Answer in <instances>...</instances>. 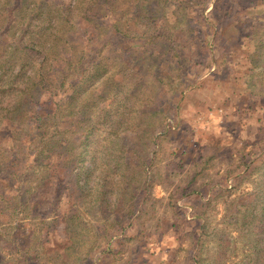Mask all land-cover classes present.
Returning <instances> with one entry per match:
<instances>
[{
    "label": "trees",
    "instance_id": "16d2710c",
    "mask_svg": "<svg viewBox=\"0 0 264 264\" xmlns=\"http://www.w3.org/2000/svg\"><path fill=\"white\" fill-rule=\"evenodd\" d=\"M194 1L0 0V133H6L4 140L10 142L8 148L0 144V247L3 241L5 246H10L11 239L17 238L18 233H10L9 229L16 231L21 226L24 221L19 219L20 215L37 214L34 211L37 200L50 192L54 177H57L59 187L64 185L60 174L69 162L76 163L74 172L75 180L77 175L79 177L77 183L82 181L79 187L81 193L63 195L50 203L53 207L50 213L55 210L60 214L47 227L53 226L55 229L63 224V239L58 240L65 242L64 250L44 256L29 247L30 241L28 247L24 246L19 251L23 264H90L93 252H97L95 250L98 248H103L101 254L110 252L118 255L109 249L113 236L108 242L83 248L87 237L83 231L90 228H85L83 220L80 221L81 211L74 207L67 212L60 211L75 197L79 207L90 210V215L100 210L99 218L103 222L109 203H112L107 198L111 192L107 185L110 177L105 171V148L110 142L116 144L118 151L122 143V151H119L122 162L118 157L112 159L115 162L113 171L117 173L122 167L124 179L122 196L118 197L115 206L127 207L124 220L129 217H143L149 221L156 218L155 205L151 208L146 205L153 179L143 180L141 177L142 173L153 169L152 173H156L163 184L172 186L170 176L173 172L185 171L186 165L178 158L185 154L189 158L192 155L189 148L181 147L169 152L167 149L163 163H155V160L160 151L165 150L164 142L180 133L174 131L176 125L173 119L177 117L186 93L180 92L173 102L167 100L164 93L167 91H161L165 86L172 91L174 85L165 83L162 88L163 81L158 78L151 86L155 89L154 96L139 91L144 81L140 75L141 66L138 65H146L149 59L142 58L144 60L141 61L137 46L142 45L145 54L151 55V46L173 40L171 38L175 33L186 34L196 28L187 15V9L194 6ZM216 3L217 6L221 3L225 8L228 6L230 15L233 11L238 15L236 17L247 15L244 6L243 9L233 8L228 0H216ZM172 6L180 12L174 21L167 16ZM257 20L240 19L244 25L236 27L239 33L236 44L240 43L247 31L249 33L245 38L258 42V50L264 47V40L258 39L259 35H264V23L262 19ZM230 24L221 27L224 28L223 33L231 30ZM122 44L132 47H122ZM112 45L119 47L116 58L105 53ZM120 50L122 54L130 51L132 59H122ZM251 63L264 68L261 55ZM129 68L132 71L128 72ZM182 79L185 80L181 77L178 85L186 84ZM186 80L188 82L187 77ZM261 82L260 85L257 81L253 84L260 86L259 94L264 91ZM188 83L189 89L193 83ZM261 141L253 147L264 143V139ZM215 152L214 148L207 147L206 152L196 154L192 169L186 172V178L179 181L180 184L170 193L172 202L173 199L181 201L191 196L205 198L210 193L203 205L208 210L212 201L224 197L225 193H232L231 189L223 186L212 192L216 189L212 181L220 172L211 170ZM259 154L264 157V149ZM87 155L90 162L85 167ZM258 158L243 159L244 173L251 172L252 175L255 170L264 167V161L257 163ZM81 169L85 171L81 173ZM238 169L236 167L234 170ZM232 173L229 169L225 180L235 178ZM256 184L255 191L249 194L252 196L231 199L223 218L224 228L212 229L211 234L218 239L217 252L211 255L205 244L203 237L210 236V228L204 220L197 232L200 236L195 238L196 235L194 237L192 234L188 237L192 242L183 264H264V173ZM97 187L99 197L96 196L90 204L88 197ZM172 210L176 217L179 216L178 224H174V227L179 230L189 223V219L180 214L183 210L176 202ZM205 212L198 213V217L203 219ZM48 217L51 215L39 219ZM95 218L98 220V217ZM145 228V225L140 226L142 231ZM100 229L98 235L104 239L115 228ZM128 239L129 234L122 228V239L117 241L124 243ZM206 251L209 255L204 258Z\"/></svg>",
    "mask_w": 264,
    "mask_h": 264
},
{
    "label": "rangeland",
    "instance_id": "374dc122",
    "mask_svg": "<svg viewBox=\"0 0 264 264\" xmlns=\"http://www.w3.org/2000/svg\"><path fill=\"white\" fill-rule=\"evenodd\" d=\"M228 1L229 5L236 9L237 7L243 9L244 6V13L247 15L236 17L238 15L234 11L230 15V10H227L228 6L227 8L223 7L225 2L217 6L216 0H195L193 2L194 6L187 9V15L196 28L186 34L183 32L175 33L171 38L173 40L164 41L163 39L165 43L151 46L152 51L150 53L152 56L145 54L144 48H141L142 45L137 46V49H140L138 51L140 52L141 61L144 60L142 58L149 59L146 65L144 63L138 65L141 66L140 69L137 66V69L142 72L140 75H142L141 79L144 81L143 88L140 87L139 91H144L145 95L154 96L155 92L153 93V91L155 89L151 86H154L153 83L158 78L163 81L161 83L162 88L165 83L174 85L172 91L168 86H165L161 91H167L164 92L167 100L170 99L173 102L180 92L186 93L184 95L185 99L183 102L181 100L182 103L179 105L177 117L173 119L176 125L174 131L180 133L174 134L168 142H164L166 148L164 151H160L155 163L158 161L163 163L167 151H176L181 147L189 148L192 155L188 158V155L185 154L178 158L181 159L183 165H186V169L184 172L177 170L173 172V175L170 176L172 186L163 184L156 177V173H152L153 169L142 173L141 178L143 180L153 179V186L148 192L149 199L146 205L149 208L155 205L157 212L154 215L156 218L151 221L143 217L140 219L129 217L124 220V216L128 213L127 207L124 205L115 206L118 197L122 196V182L124 181L122 167L115 173L113 171L115 162L112 161V159L118 157L117 159L122 162V154L119 153V151H122V143L119 151L114 142L107 145L105 148L107 153L105 171L110 177L107 185L109 192L111 191L107 198L112 203H109L103 222L99 218L101 215L100 210H98V213L93 212L90 215V210L82 206L79 207L75 197H72L71 203L63 205L64 208L60 210L61 213L63 210L67 212L74 207L81 211L79 212L82 217L80 221L83 220L85 228H90L83 231L87 234L83 248L92 247L94 244L99 245L103 241L108 242L110 237L113 236L109 249H113L118 255L110 252L101 254L103 248H98L95 250L97 252H93L90 264H183L186 262L185 258H187L192 242L188 237L192 234L194 237L196 235L195 238L200 236L197 232L200 231L201 223H204V220L210 228V236L207 235L203 238L212 255L213 252L218 250L216 246L218 239L211 234L212 229L214 227L224 228L223 218L231 199L245 195L248 198V196H252L249 194L257 188L256 180L262 177L264 167L255 170L252 175H250L251 172L244 173L243 159L248 160L258 156L260 158H258L257 163L261 164L264 161V157L259 154L264 149V143L259 147H253L254 144L262 142L261 140L264 139V91L263 94L258 93L260 81H262L261 85L264 87V68L254 66L251 63L258 55H261L264 59V47L258 50V42H250L248 38H245V35L249 33L247 31L242 36L240 43L236 44V39L239 37L236 27L244 25V22H240V19L244 18L247 21L255 19L256 22H258L257 19H262L261 21L264 23V0ZM235 1H237L238 6ZM177 11L174 6L170 7L167 16L171 21H174V18H177V13H180ZM227 23H231V30L223 33L224 28L221 27ZM178 35L182 37H177ZM258 39L264 40V35H259ZM122 47L132 46H123L122 44ZM118 48L112 45L105 50V53L116 58V56H119ZM120 54L122 59H132L130 51L122 54V50H120ZM152 63H155L154 68ZM129 71H132V68H129ZM181 77L185 79L182 80L186 84L178 85ZM186 77L188 82L193 83L189 89L187 88L189 83ZM256 81L259 85L253 86ZM164 110L166 113L168 112V110ZM178 127H180V130ZM6 136V133H0V139L3 140L0 141V144L8 148L10 142L4 140ZM129 143H131V140H129ZM125 144V147H127V142ZM207 147L214 148L217 152H215L216 158L211 169L212 172L214 170L220 171L216 176V180H211L213 187H216L212 192H216L217 187L221 188L223 186L231 189L232 193H225L224 197L212 201L213 203L208 210H205L203 205L208 201L210 193L205 198L204 196L203 198L191 196L181 201L173 199L172 202L169 198L170 193L176 189L175 186L180 184L179 181L186 178L185 174L190 171V168L192 169L196 154L206 152ZM169 157L171 156L169 155ZM85 159L84 166L88 167L90 156L87 155ZM75 167L76 163L71 161L67 164L66 169H63L60 174L64 179L62 187H59L57 177H54L50 192H47L44 198L40 197L37 200L38 204L34 209L37 216L32 214L22 217L20 215L19 219L24 221L21 226L16 231L13 228L9 229L10 233H18V236L11 239L10 246H5L4 241L2 242L0 264H23L22 253L19 251L24 249V246L25 248L28 247L30 241L31 245L29 247L40 251L44 256L57 252L61 253L64 250L65 242L58 240L63 239L62 235L65 231L63 224L57 226V223L55 229L53 226L47 227L51 220L60 214V212L57 214L58 212L55 210L50 213L53 209L50 203L57 200V197L68 194L72 196L75 192L78 194L82 192V189L79 188L82 181L77 183L78 175L77 180H75ZM236 167L239 169L234 170ZM229 169L234 172L232 175L236 177L225 180V174ZM84 171L85 169H81V173ZM249 177L251 180H244V178ZM98 190L97 187L88 197L90 204L95 201L96 196L99 197ZM175 202L183 210L180 214H183L187 220L189 219V223L182 225L179 230L174 227V224H178L179 219V216L176 217L172 210ZM204 211H206V214L203 219L199 218L200 214L198 213ZM47 215H51V217L39 219V217ZM95 217H98L99 221ZM87 224H90V226L87 227ZM53 225L55 226V224ZM141 225L146 226L143 231L140 229ZM100 227H107L108 229L113 227L115 229H111V234L109 233L107 237L102 239L98 235V230L101 231ZM122 228H125L126 233L129 234L128 241L124 243L117 241L122 239ZM3 233L6 234V232ZM208 255V251H206L203 257L207 258ZM175 259H178L179 263L178 261L174 262Z\"/></svg>",
    "mask_w": 264,
    "mask_h": 264
}]
</instances>
